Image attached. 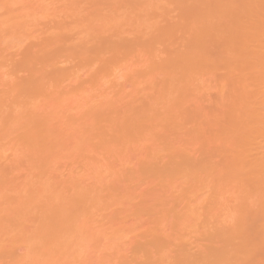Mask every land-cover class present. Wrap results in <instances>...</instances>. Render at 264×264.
<instances>
[{"label": "bare ground", "instance_id": "1", "mask_svg": "<svg viewBox=\"0 0 264 264\" xmlns=\"http://www.w3.org/2000/svg\"><path fill=\"white\" fill-rule=\"evenodd\" d=\"M0 264H264V0H0Z\"/></svg>", "mask_w": 264, "mask_h": 264}]
</instances>
